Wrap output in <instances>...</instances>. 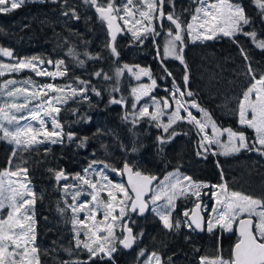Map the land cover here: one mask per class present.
Segmentation results:
<instances>
[{
    "label": "trees",
    "instance_id": "obj_1",
    "mask_svg": "<svg viewBox=\"0 0 264 264\" xmlns=\"http://www.w3.org/2000/svg\"><path fill=\"white\" fill-rule=\"evenodd\" d=\"M70 3L72 5V0H44L24 3L9 12H0V49L11 52V57L15 59L36 57L52 63L63 61L66 74L56 79L55 84L82 87L86 94L85 99L82 97L70 100L58 115L62 125L63 143L36 145L29 151L18 152L10 164L13 146L0 140V173L8 166L13 171L17 165L28 169L27 180L35 194L33 220L39 264H84L85 261L88 264H132L133 261H125L127 252L120 245L111 260L94 258L91 261L84 248L75 247L68 208L62 198L64 183L93 162L108 164L115 169H120L127 162L134 170L157 175L159 178L179 169L191 173L195 181L213 184H220L222 181L211 156L199 157L198 162L192 157H197L199 150L198 138L191 124L178 123L173 128L178 135L169 138V133L163 134L157 124L148 118L135 119L130 116L136 108L133 107L136 100L115 77L114 68L122 62L138 66L144 71L150 69L151 79L156 85L155 96L166 98L170 87L175 83L184 92V100L195 101L218 127L245 131L249 142H252L250 132L239 128L235 117L218 107L216 101L219 98L216 95L223 91L221 78L225 77V68L231 69L233 65L236 69L245 70L247 66L238 46L247 54L249 65L255 73L264 71V49L257 47L256 43L264 41V17L261 16L258 6L245 12L251 21L246 25V31L256 33V42L240 36L235 38L234 43L218 37L206 43L190 44L185 30L183 44L177 42V47L183 49L184 63H181L174 56L167 58L162 54L164 44L172 39L168 35L169 29H173V32L175 30L172 23L154 29L153 36H143L138 42H134L127 35L122 36L115 46L118 53L115 57L109 48L105 29L93 21V13H76L78 22H75L72 13L67 16L62 14ZM195 4L196 0H190L185 8L178 6L174 10L185 29ZM95 20L99 21L96 18ZM99 36L100 45L95 41ZM156 44L163 66L156 59ZM0 58H3L1 53ZM99 69L110 71L112 77L108 80L95 77ZM24 76L33 81H47L30 72H24L20 77ZM185 76L188 77L187 82ZM246 76L245 71L244 77ZM1 80H5V76L0 77ZM188 92L193 95L188 96ZM214 97L216 100H213ZM113 100L120 102L113 103ZM69 133L73 134L71 141L68 139ZM158 137L166 142L161 144ZM81 142L83 146H80ZM253 154L251 151H244L236 161L252 159L264 164L262 155L259 157ZM216 159L223 169L228 165H238L234 158ZM188 161L191 164L187 166ZM49 169L63 170L66 178L57 182L54 172ZM256 171L252 174L261 173L260 168ZM232 174L237 175V172L224 170L222 174V179L229 186ZM191 204L190 199L177 201L171 218L173 221H180V227L172 230H166L158 220L150 218L149 214L142 219L128 214L136 237L134 249L143 251L142 256L157 252L164 258V264H197V252L202 251L208 257L216 256L218 247L224 258L230 253L224 235H220L221 239L217 231L198 235L185 226L186 217L183 212ZM58 208H64L65 212L61 214ZM203 238L205 241L201 242L200 239ZM194 240H198L195 246L191 245ZM227 250L229 251L226 252Z\"/></svg>",
    "mask_w": 264,
    "mask_h": 264
},
{
    "label": "snow or ice",
    "instance_id": "obj_2",
    "mask_svg": "<svg viewBox=\"0 0 264 264\" xmlns=\"http://www.w3.org/2000/svg\"><path fill=\"white\" fill-rule=\"evenodd\" d=\"M26 0H0V12H9L13 9L21 7ZM85 3H90L95 6L96 11L100 13L102 19L109 21V26H111V13L116 11L112 4V0H109V6L105 9L103 6L97 3V0H85ZM131 3V0H129ZM259 8L261 9V16L264 17V0H256ZM10 4V7H9ZM200 6L196 9V15L192 17L193 21H197L200 28H205L210 35L204 36V39H213L219 31L223 36L233 38L237 33L244 34L246 36L252 37L253 41L256 42V33L253 31L251 33L244 32L243 26L250 24V18L247 17L242 6L238 4L227 3L226 0H220L219 4L211 3L209 0H199ZM148 9H154L156 4L149 0L147 4ZM224 7L229 10L227 17L223 14ZM127 10V9H125ZM72 16L76 19L79 17L76 15L75 10H70ZM200 13H203L201 16ZM141 16H148L149 13L141 12ZM63 15H69V12H64ZM161 17L164 13L161 9ZM167 19L175 25V30L169 29L168 35L172 37L168 41L165 47V54L172 55L176 59H179L181 63H184L182 56V48L177 47V42L183 44V33L185 30L189 36L193 35V24L188 23L185 26L180 21L174 13L167 15ZM201 33L197 32L195 38H199ZM139 38V37H138ZM115 40V37H112ZM257 47L264 49V41L256 42ZM70 54L71 53V50ZM243 53V49L241 50ZM112 52L116 53V48L112 47ZM0 53L5 56H11L12 53L0 49ZM245 60H248V56L244 53ZM36 57L31 59H18L13 65L0 64V76L5 75V71L10 73H15L21 71L25 68H30L37 76H53L51 72H47L42 68L38 67L36 64ZM40 63H44L43 60ZM49 64L52 61H48ZM83 64V61H80ZM57 66L63 64V61H57ZM167 71V69H165ZM248 72L252 74V78L255 80V70L250 66ZM65 71L57 72L55 75H65ZM147 74V73H146ZM96 76H101L102 73H95ZM105 79H108L105 76ZM188 77L185 76V81L187 82ZM24 86L15 87L17 81L8 80L2 86H0V97H6L2 103H0V140H6L9 144L15 145L12 150V156L9 159V163H12L13 158L16 157L18 152L29 151L33 149L36 145L44 143H63L61 137V131H56L60 129L61 125L58 122L57 116L55 114L60 112V108L57 106L60 103H66L67 98L63 96L52 97L48 93L49 91L63 93L64 89L60 88L54 84H45L40 87H34V90H30L27 85L32 84V81L25 80L22 82ZM80 83H87L85 81H80ZM260 88H256V84H253L244 93V98L240 101L239 106V123L241 125H246L252 128L256 132L255 141L248 142L247 137L244 132L233 131L232 129L220 130L217 128L214 122L211 123L213 129L212 137H209L205 133V128L208 126L206 122L197 120L188 110L189 122L195 121L199 131L204 133L202 136V142L200 147L204 151H208V145L213 143L221 144L228 148L224 154H229L230 152H239L241 149L247 151H256L261 155H264V75L260 76L257 81ZM13 87H9V86ZM155 85V81H153ZM71 87V86H65ZM175 87V83H174ZM84 89L71 88L72 95L75 96L77 92H83ZM135 91V90H134ZM176 91H180L179 88ZM256 92V99L251 100L250 95ZM147 95V91L144 93ZM99 95V93H97ZM183 96L184 92H180ZM188 96H192L191 92L187 93ZM173 98L175 94L173 93ZM139 100V97H137ZM113 103H119L120 101H112ZM158 104L161 102L158 101ZM178 108L168 118L167 124H160L164 128L166 133H169V138L178 135V133L172 128L178 120L185 119L180 115V106H183L182 101H177ZM162 108L157 111L149 112L147 107H143L139 110L140 117L149 116L152 121H158L159 117L163 114V108L169 107V101L167 98L162 99ZM133 107H136L134 104ZM192 108H198V104L195 101L191 102ZM202 112L203 109H200ZM251 111V118H248V111ZM207 121H211L208 114L204 113ZM48 120L51 121L53 126L52 130L47 128ZM36 122L39 126L37 127ZM220 132L223 134L226 132L228 134V145H223L222 141L215 139L216 133ZM42 137V138H41ZM68 139L71 141L73 139V134H68ZM86 139V138H85ZM158 140L161 144L166 141L160 137ZM207 142L206 144L204 142ZM259 145V147H257ZM83 143L81 142V145ZM47 152L48 149H45ZM197 155H200L198 152ZM96 162H93L95 164ZM90 164L88 168L84 169V174H77L75 179L79 180L82 185H86V188H78L73 194V204L68 205L73 213L71 218V224L73 225V231L75 232V238L77 246L82 244L83 248L89 253V260L94 258L103 260L105 257L109 259L112 258V253L117 249L113 243L114 239V228L119 223L121 229L127 233L123 239L119 240V243L123 245L124 248H131L136 237L133 234V230L130 227V223L125 218L128 216L129 211L132 213H138L143 215L149 208V203L153 205L151 211L154 212L162 222L165 229L172 230L174 228L178 229L180 227V221H173L171 218V211L175 207V201L179 197L192 195L199 197L200 188L206 185H201L192 181L189 176H181L177 173H170L164 178V180L159 181L156 187H152L153 182L157 181V177L143 175L140 171H133V168L129 163L124 164L123 172H127L129 176V183L131 184L132 192L135 193L133 198L125 187L121 184L113 185L110 180H108L104 169L110 168L108 164L104 165V169H96ZM117 171L116 169H112ZM50 172H54L55 179L59 182L61 179L66 178L63 170L49 169ZM121 172V174H123ZM28 169L27 167H22L21 165L16 166V171L11 169L0 173V176H24L25 181H19V187H12L11 184L14 182H9V186L5 188L3 180H0V212L8 209L7 218L0 216V264H39L37 258V246L35 245V229L34 220L32 215L33 205L35 203V194L27 186ZM99 177L100 179H94L93 177ZM183 181H187L184 184ZM107 182V183H104ZM65 190L68 189V185H65ZM213 188H220L223 191L220 195L214 191L211 195L216 199V205L212 209V213L209 214L207 221L198 214H190L188 211L184 213L187 218L184 223L190 229H200L204 230L206 225L207 231L212 233L216 228L224 231H232L233 224L237 221L241 214L246 213L248 215L247 219H239V239L234 245L232 250V258L229 260H224L222 258H216L211 264H264V200L257 199L249 195H244L239 192H228L225 185H213ZM90 189V191H88ZM111 189H115L117 192L122 193L124 196L123 200H120L119 214L116 215V204L115 201L118 200V196L114 194ZM107 190L108 200L105 201L101 198L100 193ZM152 193L151 199L146 200L143 197L145 193ZM87 194L91 197V201H80L78 198L81 194ZM166 201L165 204H158L161 199ZM101 206H103V220L99 221L96 219L97 213L100 211ZM201 207L200 203H197L196 208ZM58 211L63 214L65 212L64 208H58ZM84 213V219L79 218V214ZM258 217V222H255L251 217ZM111 218V219H109ZM87 221H92L91 224ZM134 223V221H132ZM103 224V227L98 225ZM82 226V227H77ZM84 232L87 240L91 241L82 242L80 240V233ZM106 233V235H102ZM141 251L140 255H143ZM153 258L159 262V258L153 253ZM170 259V258H169ZM207 258H201V264H206ZM68 264V262H65ZM76 264V262H73ZM84 264H88L85 261Z\"/></svg>",
    "mask_w": 264,
    "mask_h": 264
},
{
    "label": "rangeland",
    "instance_id": "obj_3",
    "mask_svg": "<svg viewBox=\"0 0 264 264\" xmlns=\"http://www.w3.org/2000/svg\"><path fill=\"white\" fill-rule=\"evenodd\" d=\"M43 1L44 0H26L25 3L43 2ZM124 1H122L121 6H119L117 8V14L115 15L116 16L115 18L118 20L119 24L124 29L125 34L130 39H132L134 42H138L139 40H141V38L143 36H147V35L153 36L154 35L153 34L154 29H155L153 26V18L156 16V14H155L156 7L154 9H151V10L148 9L147 4H148L149 0H137L138 3H135V4L133 3V0H131L132 6L127 3L129 0H124ZM156 1L157 0H152V2L155 4H156ZM209 2L219 4L220 0H209ZM226 2L231 3V4H238L242 7L244 6L243 9L245 12H246V10H248L249 6L251 8L258 6V4L256 3V0H226ZM199 6H200L199 0H196V4L194 6V9L192 10V14H191L190 20H189V23L193 24V35L189 36L187 34V31H186L187 38H188V41L190 44H202V43H206L208 41L215 40L218 37L225 38V39L234 43L235 38L238 35H241L242 36L241 38H251L252 39V37L246 36V35L241 34V33H237L233 38H229V37L223 36L219 31H217V35L213 39H204V36L210 35V32H208L205 28H200L198 22L192 20V17L197 14L196 9ZM9 7H10V4H9ZM133 7L137 8L138 12L134 11ZM125 9H127V10H125ZM141 12L149 13V15L148 16H141V14H140ZM228 12H229V10L227 9V7H224L223 14L225 17H227ZM159 15H160V12H159ZM200 15L202 16L203 13H200ZM159 17H161V15ZM243 31L247 32L246 31V25L243 26ZM197 32L201 33L199 38H195ZM98 45H100V44L98 43ZM166 45H167V43H165L163 46L162 54H163V56H165L167 58H171L172 55H166L165 54ZM235 45H237V44H235ZM238 48H239V51L241 52L243 58L245 59L244 53H242V51H241L242 50L241 47L238 46ZM154 50L156 53V59H157L158 64L160 66H163L162 61H161V54L159 53V49H158L157 44L155 45ZM1 56L3 58H6V59L0 58V64L13 65L16 63L15 61L14 62L10 61L11 56H5L2 53H1ZM29 59H31V58H29ZM120 63H122V62H119V64L114 68L116 71L115 77L119 79V82H121V85H123V87H125L127 90L130 91V93L133 94V96L136 100V108L132 113H130V116L132 118H135V119L143 118V117H140V115H139V110L143 107H147L150 113L157 111L159 108H162L163 107L162 99L165 97H163V96L157 97L153 94H150L149 96H145V95H143V92H141V89H142L141 84H142V81H143L145 76L142 77V76H140V74L144 70H142V69H140V67L132 65V64H127V63L120 64ZM245 63L247 65L245 70L239 69V68L236 69L233 65H231V69H228V68L224 69L225 77L221 78L223 81L222 86H224V87H222L223 91L221 92V94L216 95L217 98H219V100L217 99L216 102L218 104V107L221 110H223L225 113L235 117L237 126L239 128H244L247 131H249L251 134L250 136L252 138V141H255V139H256L255 130L247 127L246 125H241L239 123V119H240V117H239V106H240V101L244 98V93L248 90V88H250L253 84H256L257 89L260 88V85L257 83V81L260 79L261 75H264V71L254 73L255 77H256V79L254 80L252 78V74H250L248 72V68L250 66L248 60H245ZM36 64L38 65V67L42 68L43 70H45L47 72H51L54 75L53 76H47V75L37 76L35 74V72H33L30 68H25L21 71L15 72V73H10V72L5 71V75H4L5 80L0 81V86H2L8 80H15V81H17V84L15 85V87H22V86H24L22 82L25 80H29L30 78L28 76L20 77L21 74L24 72H30L38 78H42L44 80L47 79V81H45L44 83L41 81H33L30 79L32 81V84L27 85V87H29L30 90H34V87H40V86H43L45 84H54V85L64 89L63 93L53 92V91H49V93H48L52 97L63 96V97L67 98L66 103H60L57 105L60 108V111L67 105V103L70 100H73L75 98H82V97H84L83 99H85V97H86L85 91L77 92V94L75 96H73L72 92H71V88H76V89H84V88L74 86L71 84H68V85H66V84H60V85L55 84L54 81L63 76V75L62 76L61 75H55L57 72L64 71L62 64L57 66L56 62H53L51 68H48V66L46 65L45 62L41 64L40 60H38V59L36 60ZM245 71L247 73L246 77H244ZM98 72L102 73V75L101 76L95 75V77H97V78L105 79V76H107L108 79H110L112 77V75H110L111 74L110 71H108V70L99 69ZM166 73L168 75L170 74L168 71H166ZM12 74L15 75V77H13ZM17 76H19V77H17ZM0 77H3V76H0ZM65 86H71V87H65ZM9 87H13V86L10 85ZM177 88L178 87L177 86L174 87V85L170 87V92L168 93V96H166L167 100L169 101V107L163 108V114L159 117L158 121H153V122L157 124V126L160 128V130L163 134H166V132L164 131V128L162 126H159V125L168 123L169 116H171L174 112H176V110L178 108L177 101H182L183 106H180V115L182 117H185V119L178 120L175 124L172 125V128H170L169 131H171L180 122H186L188 124H191L194 127L197 138H198L197 139V141H198L197 146H198V150L200 152V155H197V157H194V156H192V157L196 158L195 160L198 162V160H200L199 157L204 158L205 156L206 157L211 156L213 158L214 163H215L216 170L219 171L222 182L220 184H213V183L206 182V181H195L193 179V177L191 176V173L184 172V171L179 170V169H174V170L164 174L161 178H159L153 187H156L158 182L164 180V178L166 176H168L170 173H177V172L181 176L191 177L192 181H194L196 183H199L201 185H206V186L200 188V190H199L200 196L199 197L187 195V196L179 197L175 201V207H176V203L178 200L190 199V201L192 203L190 208L195 203L202 201L203 202L202 213L205 214L206 221L209 217V214L212 213L213 207L216 205V199L211 195V193L215 191L217 193V195H220V193L223 191L220 188H213L212 187L213 185L223 184L226 186L229 193L230 192H239V193H242L244 195H249V196H252L254 198L264 200V164H261V162H258L257 160L253 161L252 159L247 160V161H243V160L242 161H236V160H239L237 158L240 156V154L244 151H247V150L241 149L239 152H230L229 154L226 155L224 153L226 151H228V148L225 146H222L221 144L213 143L211 145H208L209 150L204 151V149L200 147V144L202 142V136L204 135V133H201L199 131V128L197 127L195 121H193L191 123L189 122L188 112L185 111L184 109L188 108V110L191 111L192 115L194 117H196L197 120H201L202 122H206L208 124V126L205 128L204 131H205V133H207L209 135V137H212V135H213V129L211 127V123L212 122L215 123V121L209 116V114L206 111L202 112L200 110V109H202L201 107L192 108L191 102L184 100L183 96L180 95L181 91H176ZM164 91H166L165 88H164ZM173 93L175 94V98H173ZM137 97H139V100H137ZM4 99H6V97H0V103H2ZM250 99L251 100L256 99V92L255 91L250 95ZM213 100H216V97H214ZM158 101H160L161 103L158 104L157 103ZM205 112L211 118V121L206 120L205 115H204ZM59 113H57L55 115L57 116L58 122L60 123L59 116H58ZM247 115H248V118L250 119L251 118V111L250 110L248 111ZM144 117L151 120L149 116H144ZM33 123L36 124V122H33ZM60 125H61V123H60ZM36 126L38 127L39 125L36 124ZM47 128L49 130H52V128H53L50 120H48V122H47ZM217 128L220 130L230 129V128H220L218 126H217ZM56 131H61V137L60 138H62V132H63L62 131V125H61V128L56 129ZM237 132H244V134L247 137V140L249 142L247 132H245V131H237ZM0 135H2V133H0ZM215 139L222 141L223 145H228V139L229 138H228V134L226 132H224L223 134H221L220 132H217ZM204 143L206 144L207 142L205 141ZM56 144H59V143H56ZM9 145L13 146V148L15 147V145H13V144H9ZM39 145H54V144L48 142V143L39 144ZM257 147H259V145H257ZM251 152L254 153L253 154L254 156L257 154L260 157V155H261L256 151H251ZM217 157L234 158L235 162L238 165H235V166H234V164L228 165L226 168L223 169V167L220 165L219 161H217V159H216ZM262 157H264V155H262ZM188 160H190V159H188ZM91 164H93V163H91ZM189 164H191V161H188L187 166ZM89 165L87 167L83 168L81 173H79V174L83 175L84 169L88 168ZM104 165L105 164L96 162L95 164H93V167L96 169H104ZM257 168H260L261 173H259V174L255 173L253 175L252 173L257 172L256 171ZM8 169H10L9 166L6 168V170H8ZM112 169H115V168L104 169V172L108 177V180H110L113 185H116V184L123 185L125 187V189L127 190V188L124 184V181H123L122 174H121L122 167L120 169H116L117 171H113ZM252 169H253V171H252ZM224 170L230 171V172L235 170L237 172V175H233V174L231 175L230 186L228 185L227 181H224V179H222V174H223ZM14 171H16V170H14ZM76 176L77 175L72 176L71 180L69 182L64 183L62 186L63 187L62 198L65 201V204L68 208V212H69V216H70V223H71V218H72L73 213L71 211V208L68 207V205L73 204V194L75 193V191H77L78 188H86L87 187L86 185H82L79 180L75 179ZM93 178L97 179V180L100 179L99 177H95V176ZM0 180H3L5 188H7L9 186L10 181L14 182L11 184L12 187L18 188L19 187V181H25V177L24 176L17 177V176L3 175V176H0ZM26 182H27V186L32 190L31 185L29 184L27 178H26ZM104 183H107V182H104ZM183 183L187 184L188 182L183 181ZM65 185L69 186L67 190H65V187H64ZM111 190L114 192V194H116L118 196V200L114 202L116 204V213L115 214L118 215L119 214V208H120V200H123L124 196L122 193L117 192L115 189H111ZM88 191H90V189ZM128 193L130 194L129 191H128ZM151 195H152V193H151ZM151 195L147 200L150 201ZM100 196L105 201H107L109 199L107 196V190L101 192ZM78 199L80 201H85V200L91 201V197L87 194H84V193H82ZM157 203L163 205L166 203V201L162 198L161 201H158ZM149 207H150V211H149L150 218L158 220L160 225L163 226L159 217L154 212L151 211V208L153 207V205H151V203H149ZM175 207L172 209H168L169 211H171V215H172V212L175 210ZM190 208L186 209L183 212V214L186 211L190 212ZM103 213H104V209H103V206H101L100 211L96 215V219L99 221H102L103 220ZM32 215L34 218L33 209H32ZM131 215H133V214H131ZM243 217H248V215L246 213L241 214V217H238L237 221ZM79 218L84 219V213H80ZM252 218H254L255 222H258V217L253 216ZM109 219H111V218H109ZM125 219L127 220L128 216ZM237 221L234 222L232 231H224V230H221L219 228H216L215 230L218 233H221L222 235L232 234L235 231V226H236ZM87 223L91 224L92 221H87ZM98 226L103 227L104 225L101 224ZM77 227H82V226H77ZM71 228H72L73 243H74L75 247L76 248H78V247L83 248L82 244L80 246H77L76 238H75L76 234L73 231V225L72 224H71ZM34 229H35V226H34ZM166 230H168V229H166ZM206 231H207V228H206ZM114 234H115V236L113 239V243L115 244V247L117 249L118 245L122 246V244L119 243V240L123 239V230L119 226V223H117V226L114 228ZM102 235H106V233H102ZM79 238L82 242L91 243V241L87 240V237H85L83 231L80 233ZM113 254H114V252L112 253V255ZM220 255L218 253L217 257L213 256V258H211V259L206 257L207 258L206 264H211V262L214 261L218 257L224 259L222 257L223 254L221 253ZM156 256L159 258V262H157V260L153 258V253H149L143 259L141 264H161L160 257L158 255H156ZM105 258L109 259L108 257H105ZM224 260H226V259H224ZM33 264H36L35 260L33 261Z\"/></svg>",
    "mask_w": 264,
    "mask_h": 264
},
{
    "label": "flooded vegetation",
    "instance_id": "obj_4",
    "mask_svg": "<svg viewBox=\"0 0 264 264\" xmlns=\"http://www.w3.org/2000/svg\"><path fill=\"white\" fill-rule=\"evenodd\" d=\"M122 1L124 0H112V4L114 6V8L116 9V11H113L111 13V15L115 18L116 14H117V8L119 6H121L122 4ZM72 5L71 3L70 4H67V6L65 7L67 10V12L71 13V9H74L75 10V13H77L78 15H81V14H84V12L87 14V15H91L92 13L95 15L94 17L99 20L98 22L95 20V18H93V21L95 23H97L98 25H100L101 27H103L106 31V35L108 37V40H109V35H108V32H107V29H106V23L104 22L103 19H101L97 14H96V8L95 6L91 5L90 3H85V0H72ZM125 2V1H124ZM97 3L100 4L101 6H103L105 9L108 8L109 6V0H97ZM128 4H130L132 6V3H129V1L127 2ZM133 3H138L137 0H133ZM190 3V0H157L156 1V10H155V14L156 16L153 18V26L155 29H157L158 27H165L166 25H169L171 24V22L167 19V15L170 14V13H174V10L175 8L178 9V6H182L183 8H185L186 6H188ZM244 7V6H243ZM259 7V6H258ZM251 7L249 6L248 9H250ZM134 11H137L138 9L133 7ZM163 11L164 13V16L163 17H159V12ZM259 10V9H257ZM63 14V13H62ZM75 22H78V19L74 18ZM101 36V35H100ZM100 36L98 38L95 39V41L97 43H101L100 41ZM241 35H238L237 37H240ZM122 36H119L118 39L116 40L115 42V45L114 47L116 46L117 42L119 41V39L121 38ZM112 51V50H111ZM117 53V52H116ZM115 57H117V54H114ZM31 58V57H30ZM3 59H6V58H3ZM29 59V58H28ZM8 60V59H7ZM18 59H15V58H12L10 59L11 62H17ZM39 60V59H38ZM41 61V60H40ZM47 61V60H46ZM44 61L46 64L47 62ZM48 66V65H47ZM143 73V81H142V89H141V92H143V95H145V91H147V95L145 96H149L150 94H153L154 95V91L156 90V85H153L152 87H150V84L153 83V80L151 79V75H152V72L150 69H147L145 71L142 72ZM141 73V74H142ZM147 73V74H146ZM202 202V201H200ZM203 204V202H202ZM203 206V205H202ZM192 208V207H191ZM190 208V210H191ZM202 210V208H201ZM7 215H8V209L6 208L5 210H3L2 212H0V216L4 217V218H7ZM134 215V214H133ZM135 216V215H134ZM204 217H205V214H204ZM252 218V217H251ZM187 219V218H186ZM254 219V218H253ZM129 220V219H127ZM130 221V220H129ZM205 221H206V217H205ZM130 223V222H129ZM254 223H255V220H254ZM131 227V226H130ZM132 228V227H131ZM133 230V229H132ZM191 231L194 233V234H198V235H201L203 233H209L206 231V225H205V230L203 231V233H197L195 232L194 230L191 229ZM216 231V230H214ZM213 231V232H214ZM134 233V231H133ZM123 235H124V232H123ZM135 235V234H134ZM221 233L219 234V239H221ZM230 236V237H229ZM224 237H226L225 239V242H226V245L228 246V248H230V253L226 254V256L224 257V259L226 260H229L232 258V249L234 247V245L238 242V237L236 236L235 234V231L232 233V234H229V235H225L224 234ZM229 237V238H228ZM201 242L205 241V238L203 239H200ZM198 240H194L191 245L195 246L196 244H198L197 242ZM200 242V241H199ZM200 242V243H201ZM135 243H136V239L134 241V244L133 246L129 249V250H126L123 245L122 247L124 248V250L127 252L125 255V261H133L132 264H141L143 259L149 254V253H155L156 255H158L161 259V264H164V258L162 257L161 254L157 253V252H149L147 254H145L144 256L140 255L141 252H138V249H134L135 247ZM229 250H227L226 252H228ZM116 252V251H115ZM114 252V254H115ZM138 252V253H137ZM219 253V255L221 254V249L218 247L217 249V254ZM113 254V255H114ZM217 254L215 257H217ZM195 260L197 262V264H201V258H213V256H207V255H203V252L200 251V252H197L195 254ZM221 256V255H220ZM230 256V257H228ZM126 264V262H125Z\"/></svg>",
    "mask_w": 264,
    "mask_h": 264
},
{
    "label": "water",
    "instance_id": "obj_5",
    "mask_svg": "<svg viewBox=\"0 0 264 264\" xmlns=\"http://www.w3.org/2000/svg\"><path fill=\"white\" fill-rule=\"evenodd\" d=\"M160 2H161V0H160ZM96 14L101 18L100 13H98V12L96 11ZM111 16H112V15H111ZM101 19H102V18H101ZM103 20H104V22L106 23V29H107V32H108V35H109V48H110V50H112V47L115 45V42H116V40L118 39V37H119V36H124L125 33H124L123 28H122L121 25L119 24L118 20H117L116 18H114L113 16H112V19H111V26H109V21H108V20H106V19H103ZM113 36L115 37V40L112 39ZM49 61H50V60H49ZM47 65H48V68H51L52 63L49 64V63L47 62ZM140 76H143V74H140ZM152 86H153V83L150 84V87H152ZM11 156H12V155H11ZM123 169H124V165L122 166V172H123ZM133 171H139V170H134V169H133ZM142 174H143V175H148V174H144V173H142ZM149 176H155V177H157V181H158V179H159V177H158L157 175H149ZM122 177H123V181H124V184H125L127 190L130 192L131 196L134 198V197H135V193L132 192L131 184L129 183V176H128V173H127V172H123ZM157 181H154V182H153L152 187L154 186V184H155ZM150 195H151V193L146 191L145 196H144L143 198L147 200V199L150 197ZM197 203H200V204H201V207H200L199 209L196 208ZM197 203H195V204L192 206V208H191V210H190L189 213H190V214H198V215L202 216V217L204 218V220H205L204 214L202 213V210H201V208H202V203H201L200 201L197 202ZM149 211H150V207L148 208V210H146V212H145L143 215H139L138 213H132V212H130V211H129V213H130V214H134V215H135L137 218H139V219H142V218H145V217L149 214ZM243 218H244V219H247L248 217H243ZM251 219L254 221L253 218H251ZM128 221H129V220H128ZM129 222H130V221H129ZM238 229H239V220H238V222H237V224H236V226H235V234H236V236L239 238V231H238ZM192 230H193V229H192ZM204 230H205V226H204ZM204 230L195 229L194 231L197 232V233H203ZM123 232H124V231H123ZM133 234H134V233H133ZM125 235H127L126 232H124L123 237H124ZM133 244H134V243H133ZM132 246H133V245H132ZM125 249H126V250H129L130 248H125ZM232 250H233V249H232Z\"/></svg>",
    "mask_w": 264,
    "mask_h": 264
},
{
    "label": "bare ground",
    "instance_id": "obj_6",
    "mask_svg": "<svg viewBox=\"0 0 264 264\" xmlns=\"http://www.w3.org/2000/svg\"><path fill=\"white\" fill-rule=\"evenodd\" d=\"M137 14V13H136ZM105 139V138H104ZM91 145V144H90ZM238 222V221H237ZM237 224V223H236ZM42 233V232H41Z\"/></svg>",
    "mask_w": 264,
    "mask_h": 264
}]
</instances>
